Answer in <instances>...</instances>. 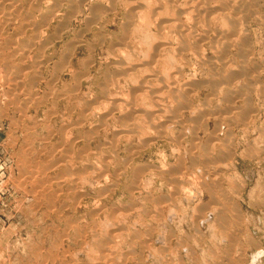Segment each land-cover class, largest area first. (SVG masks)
<instances>
[{"label":"rangeland","instance_id":"1","mask_svg":"<svg viewBox=\"0 0 264 264\" xmlns=\"http://www.w3.org/2000/svg\"><path fill=\"white\" fill-rule=\"evenodd\" d=\"M70 1L0 0V264H264V0Z\"/></svg>","mask_w":264,"mask_h":264},{"label":"bare ground","instance_id":"2","mask_svg":"<svg viewBox=\"0 0 264 264\" xmlns=\"http://www.w3.org/2000/svg\"><path fill=\"white\" fill-rule=\"evenodd\" d=\"M14 1V0H13ZM40 1V0H39ZM53 1V0H52ZM59 1V0H58ZM72 1V0H71ZM70 1V2H71ZM131 1V0H130ZM216 2H217V0H215ZM219 1V0H218ZM248 0H239V1H237V2H235L234 1V3L233 4H239L238 6H233L231 3H232V0H222L221 2H222V5H223V10H228V11H231V12H233V14H235L236 16L235 17H232L233 18V20L231 21V24L233 25V26H238V24H239V16L242 14L241 13V10L243 9V8H246V4L248 3L247 2ZM47 2V1H46ZM73 2V1H72ZM133 2V1H132ZM189 2H191V0L189 1ZM47 3H49V2H47ZM51 3V2H50ZM57 3V2H56ZM81 3V2H80ZM198 3V2H197ZM42 4V3H41ZM40 4V5H41ZM62 4V3H61ZM69 4V3H68ZM68 4H67V6H68ZM77 4V3H76ZM136 4V3H135ZM201 4V3H200ZM199 3H198V5L196 6V7H194L199 13H201V12H208L210 15H212V16H214L215 14H216V12L218 11V9H214V8H209V9H207V10H203V7L200 5ZM212 4V3H211ZM46 5H48V4H46ZM51 5V4H50ZM72 5H73V3H72ZM44 6H45V4H44ZM75 6V5H74ZM138 6V5H137ZM84 7V6H83ZM209 7H211V6H209ZM38 8V7H37ZM69 8V11L71 10L70 9V7H68ZM77 8H78V6H77ZM141 8H143V7H141ZM140 8V9H141ZM35 9H36V7H35ZM65 9V8H64ZM133 9V8H132ZM137 9V8H136ZM221 9V8H220ZM41 10V9H40ZM48 10H49V7H48ZM53 10H55V9H53ZM72 10H74L73 8H72ZM83 10V9H82ZM95 10H96V7H95ZM103 10H104V8H103ZM246 10V9H245ZM68 11V12H69ZM81 11V10H80ZM105 11V10H104ZM48 12V11H47ZM49 12H51L50 10H49ZM67 12V11H66ZM97 12H99L98 10H97ZM183 12H185V11H183ZM182 12V13H183ZM187 12V11H186ZM43 13V12H42ZM51 14V13H50ZM233 14L231 15V16H233ZM52 15V14H51ZM207 15V14H206ZM206 17V16H205ZM51 20V19H50ZM54 20V19H53ZM226 23V22H225ZM159 48H161V47H159ZM130 71V70H129ZM151 117V116H150ZM129 133V132H128ZM147 170V169H146Z\"/></svg>","mask_w":264,"mask_h":264}]
</instances>
